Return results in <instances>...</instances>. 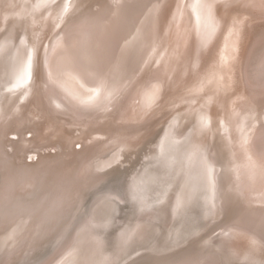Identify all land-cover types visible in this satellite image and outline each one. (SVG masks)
I'll return each instance as SVG.
<instances>
[{
	"label": "rangeland",
	"instance_id": "rangeland-1",
	"mask_svg": "<svg viewBox=\"0 0 264 264\" xmlns=\"http://www.w3.org/2000/svg\"><path fill=\"white\" fill-rule=\"evenodd\" d=\"M110 1L115 2H113L116 4L115 8ZM162 1L0 0V157L2 156L3 165H9L7 173L13 181H16L17 186L14 191L6 195L2 194V188H0V196L2 195L0 197V212L2 211L0 213V264H40L52 256L66 238L67 240L73 238L77 224L88 220V206L94 202V196L97 198L104 191L123 194L126 186L133 180L139 188V193H136L139 196L138 199H142L140 200L142 212L140 211L138 213V215L141 214L140 217L137 215L139 218H136L166 220L169 217L170 205L162 200L160 195L167 179V175L163 172L164 160H166L164 149L162 153L155 149L148 159L146 154L149 153L150 148H153L152 143L158 137L160 130L173 123L175 118L181 122L176 133L182 135L187 129L192 131L196 128L195 131L197 130L196 120L208 122L211 125L209 135H205V131L200 130L196 136L201 135L199 138L202 142H205L207 138L212 142L217 161V174L220 183L224 185L223 191L227 203L216 217L218 220L212 219L211 223L205 227L207 230L202 229L197 237L191 236L186 238L184 243L181 241L182 244L180 242L171 247H163L161 243L172 235L169 231L171 227L165 226L166 228H161V231L157 229L155 232L160 239V242L158 241L162 247L160 250L158 244L151 246L152 248L138 249L126 258L124 264H202L205 260L220 264L221 260L215 255V250L220 242L221 226L233 224L230 226L235 228L234 225L238 223L247 233H243V236L240 235L236 240L240 258L251 259L252 264H264V224L262 225L264 222V154H254L252 145L253 135L264 128L262 125L264 86L253 87L245 79L243 72L249 45L253 39L256 41L257 29L263 27L260 20L264 19V0L209 1L213 10L212 18H209L210 14H208L210 13L208 1L200 0L194 5L192 9L196 19L194 22L199 20L200 15L206 17L208 15L207 21H204L207 23H200L205 25L202 27L205 36L212 33L208 38L206 37V40L208 41L211 37L218 40L219 33H223V37L228 39L227 45L219 52L222 54L225 50L229 56L225 66L229 70V75L222 81H218L220 91L217 94L207 89L193 93L195 82L200 76L203 57L207 54L206 47L210 44L203 40L205 42L202 44L199 42L198 45L197 39H195L197 45L191 54L183 57L186 65L183 69L181 68L182 70H165L163 61H148L145 66L143 63L142 71L141 69L132 71L131 78L124 79L119 89L117 91L113 89L111 95L107 96V101L96 108L76 110L65 107V109L58 102L53 101L50 93L47 92L48 82L45 77L48 56L52 48H55L56 42L62 39L66 32L75 33L77 28L85 27L87 21L100 22L105 16L112 17L111 14L118 16L117 13H122L120 10L123 12L126 10L125 14L119 15L120 21H123L122 16L126 15L127 17H124L126 21L123 22L126 25L130 24L127 25V30L123 27L127 35L124 39L127 38V40H124L122 45V58L124 57L123 61L127 64L131 63L128 66H135L139 55L134 49L138 47L137 44L141 38L144 27L142 24L148 26V20L153 14L152 10L155 8V15L157 11L159 13ZM181 1L182 6L189 13L191 2L197 0ZM138 2L140 3L135 7ZM177 2L178 0H167L165 4H169L174 11ZM127 10L130 13H127ZM217 15L224 17L226 22H217ZM175 17L171 14V21L175 22ZM209 21H212L211 28ZM258 23L261 26L256 25ZM129 28L132 29L131 34ZM224 28L226 34L223 31ZM118 29L122 30V26ZM164 34L167 36L170 34L176 38V34L167 28ZM164 39L159 47L161 50L159 55L162 59L168 55L167 41L166 38ZM261 42L262 49L264 40ZM131 43L136 44L132 46L133 49L130 47ZM217 43L215 42V45ZM115 48L116 45L111 48L112 51ZM213 48H215L214 45L212 50L213 55H216L218 48H215L216 51ZM111 49L110 56L114 53ZM134 51L136 55H133ZM104 53L106 54L105 51ZM124 53L125 56L128 55L125 57ZM129 53L132 54V58ZM29 57H31L30 65ZM219 57L223 58L220 54ZM133 58L135 61L132 60ZM255 65L257 67V64ZM261 66H264V61ZM262 69L260 76L264 79V67ZM12 70L13 72L9 74ZM18 71L20 76L17 79ZM7 73L11 77L7 76ZM156 83L160 86L158 91L149 94L148 89ZM178 86L181 89L177 90ZM189 91L194 96L191 98L194 101L191 108L180 109L181 111L178 109L181 106L179 103H187L186 99L178 102L176 107H174L176 102L171 104L174 94L183 95ZM163 99H165L164 103L168 100L170 103L164 105ZM61 136H64V140L68 139L67 147H64ZM84 138L87 139L86 143L82 142ZM87 145L92 147L88 148ZM85 147L90 151L81 158L80 162H76L75 156L77 157ZM89 152H91L90 155ZM224 159L226 164L228 161L230 174L225 175ZM54 165L59 167L52 174L53 180L50 179V175L48 179H45ZM91 175L92 177L89 178ZM3 181L0 172V185ZM228 192L230 194L227 195ZM28 196L33 198L30 199ZM118 202L119 213L128 214L127 220L119 222L120 227L124 223L132 225L131 222L136 221L135 215L125 210L128 207L123 200ZM8 207L15 209L13 212L17 213H12V209L9 211ZM251 207L254 212L260 213L258 215L255 213L257 217L253 224L245 221H249L246 214ZM143 208L148 211H143ZM177 217L178 215L174 216L176 222L172 223V226L175 225L172 230L185 223V221L182 222L183 217H180V220ZM194 218L198 217L194 216ZM242 219L246 223H243ZM259 220L262 221L258 223ZM247 227L253 231L248 230ZM93 228L95 233L100 232L99 225H94ZM105 238L110 237L107 235ZM256 239L260 241V244ZM253 254L255 260L249 256Z\"/></svg>",
	"mask_w": 264,
	"mask_h": 264
},
{
	"label": "bare ground",
	"instance_id": "bare-ground-1",
	"mask_svg": "<svg viewBox=\"0 0 264 264\" xmlns=\"http://www.w3.org/2000/svg\"><path fill=\"white\" fill-rule=\"evenodd\" d=\"M39 1H42V0H39ZM198 1L200 0L191 2L192 6L191 7L188 6L190 10L189 13L186 12V9L182 6L181 0H178L176 4V9L174 11H172V7L169 6V4H165L167 0H163L160 3V7L162 5L164 6H162L161 8L159 7V13L157 11L156 15H155V8L154 10H152L153 14L150 20H148V26L142 24L144 27L140 35L141 38L139 36L140 40L138 41V44H137L138 47L134 49L138 51V54H137L139 55L137 56L138 61L135 66L131 65L132 68L131 66H128L131 63L128 62L129 64H127L126 62L123 61L124 57L122 58L123 56L122 45H124V40H127V38L124 39L127 35H125V30H123V27L127 30V25H130V24L126 25L123 22V21H126L124 18L126 15L124 17L122 16L123 21H120L119 15L122 13L125 14L126 10H124V12L120 10V12L122 13H119V14L117 13L118 16L113 15V14H111L112 17L105 16L102 18L100 22L98 21L96 22L95 20L87 21L85 23V27H81V28L79 27L75 30L76 34L73 32L71 33L66 32L65 36H63L62 39L58 40V42H56L57 44L55 43L56 44V46H54L55 48H52V51L48 56L47 70H46L47 72H46L45 78H46V81L48 82L47 92L50 93V96L52 97L51 99H53V101L58 102L59 105L64 108L67 107V108L76 109V110H85L88 108L92 109L106 102L107 96L109 97L111 95V93L113 92V89L117 91V89H119V86L123 84L124 79L129 80L131 78L132 71L134 70L138 71L140 69H141L140 71H142L144 69V67H142L143 63L145 66L148 61H153V60H156V62L163 61V66L165 70H168V69H171V71L173 69H177V71L182 70L186 65L185 59L183 57L190 55L195 45H197V43L195 42V39L198 40V45H199L200 43L202 44L203 42L207 41L206 37L208 38L212 34L210 33L209 36L208 35L205 36L204 35L205 32L202 29V27L203 26L205 27V25H202V24L200 25V23H207L204 21H207L208 15L207 17L200 15L199 20L197 22H194L196 19H195L192 9L194 5L196 4V2ZM206 1L213 2V0H204V2ZM113 2L111 3L114 4L115 2L114 3ZM139 3L140 2H138L135 5V7ZM154 3L152 4V7ZM208 4H209L208 11L210 12L208 13L210 14L209 18H212V14H213L212 5L210 2ZM115 5L116 4L113 5L114 8H115ZM117 6L119 8V5ZM121 8L122 7H120V9ZM160 9L162 10L160 11ZM128 10H130V8ZM128 10H127V13H130ZM171 14L176 16L174 18L175 22L171 21L172 20ZM141 17L142 16L140 15V18ZM126 19L128 20V18ZM217 20H218L217 22H220V23L226 22V19L224 17L221 18L220 15L219 16L217 15ZM209 23H210V28H211L212 21H209ZM260 23H262L261 25L263 27H260V29H257L258 31L255 30L258 33V36H256V41L253 39L254 43L253 41H251L249 45L247 58L245 59L244 70H243L245 79L249 81V83L255 88H261L264 86V79L261 78L262 76H260V73L263 70L262 67H264V66H261L263 65V61H264V48L261 49L260 47L262 43L261 41L264 40V19L260 20ZM256 25H259V23ZM120 26H122V30L118 29V27ZM166 28L169 30H172V33L176 34V38L172 37L170 34L168 36L165 35L164 33H165ZM129 30H131L130 31V34H131L132 29L129 28ZM136 30L137 29H135V31ZM202 31L204 32V34ZM223 31L225 32V28ZM218 35H220L218 37V40L215 39L214 37H211L207 41L210 44L208 47H206L205 51H207V54L204 55L203 57L204 61L202 62L203 65L200 70V76L197 78V81L195 82V85L193 87L194 94L203 92L206 89L216 94L219 93L220 89H219L218 81H222L224 78L228 77L229 75V70H227V67H225L227 66L226 61L229 58V56H227L225 50H223L224 52L222 51L223 55L219 52V50H221L223 47L227 45L228 39L227 37H223V33L221 34L219 33ZM133 36H135V34ZM164 38H166V41H167L166 51L168 52V55L166 57H163L162 59L161 55H159L161 51L159 47H161L160 44L163 42ZM215 42L216 43L218 42L217 45H215ZM131 44L132 45H130V47L131 49H133L132 46L135 43H131ZM11 45H12V42H11ZM114 45H116V48L115 50H113L114 51L113 53L111 48L112 47L114 48ZM213 45L215 46L216 49L218 48L216 55H213L214 54V51L212 50ZM12 48L13 46L11 47V49ZM215 48L213 49L215 50ZM110 49L113 53V55L111 56L109 55ZM104 51L106 52V54L104 53ZM136 51H134V53ZM125 53H124V56H125ZM103 54L105 57L102 56ZM219 54L223 58L220 59ZM131 55L132 54H130V56ZM133 55H136V53ZM134 57L136 58V56ZM107 58H108V61H107ZM130 58H132V56ZM135 58H133L132 60H134ZM125 63L127 65H125ZM133 64H135V62H133ZM255 64H257L258 70H256L257 67ZM258 65L260 66V68ZM161 71H163V69H161ZM12 72L13 70L9 72V74H11ZM9 74L7 73V76ZM14 74L16 73L14 72ZM17 74L18 75L16 78L18 79V76H20L19 75L20 72L18 71ZM9 77L11 76L9 75ZM16 78L14 77V79ZM158 86L159 85L156 83V85H153L151 89L149 88L150 89V90L148 89L149 94L153 93L154 91H158L160 87ZM179 89H181V87L178 86L177 90ZM168 93L170 94L171 92H168ZM188 94H190V91L187 94H183V95H181L180 93L174 94V96L171 98V102H172L171 104L173 105V103L176 102L177 104H175L174 106L176 107L178 106V102L184 101L186 99L187 103L185 104L183 102L184 103L183 106H182L183 103L182 104L179 103L181 106L179 105L180 108L178 107L177 108L179 110L180 109L186 110L188 108H191L194 102L191 100V98L194 96L192 94L190 95ZM164 100L165 99H163V103H164ZM169 100L167 101V103H164V105L168 104ZM173 111L174 110H172V112ZM173 120H174L173 123L169 124L168 126L160 130L158 137L155 138V141L152 143L153 148H150L149 153L146 154L147 159H148L152 151H154L155 149L160 150L161 153L163 152V149H164L166 160H164L165 168L163 172L167 175V179H166L165 186L163 187V189L161 188L162 194L160 195H161V199L168 202L169 203L168 205H170L169 217H167L166 220L161 218L163 221H161L160 218L159 219L156 218V216H155L156 219H154L156 221H154L153 218H152L153 221L150 220L149 217L143 218V219L136 218L139 215H141V214L138 215V213H140V211L142 212V208L140 207V202L142 201V199H140L141 201L138 199L139 196L136 193H139V188L136 187L137 183L133 180L131 181V183H129V185L126 186L125 192L123 194L114 193L111 191H107V192L104 191L102 195H99V196L97 195L98 196L97 198L96 196H94L95 197L94 202H92L91 204L89 203L90 206H88L89 207L88 209L89 213L87 215L88 220H83L80 224H77L78 227L75 229V234L73 235V238H71L70 240H67L66 238L64 243L52 254V256H50L49 258L45 260L43 259L44 261L41 262L40 264H124L126 262V258H128L131 255V253H133L134 251L138 249L141 250L146 247H151V246L154 247L158 244V241L160 242V239L157 237V235H155V232H157L156 231L157 229L160 230L161 228L165 226L171 227V230H169L172 232L171 237L167 238L166 241L161 243L163 247L165 246L171 247L172 245L176 243H180L181 241H183L184 243V240L191 236L197 237L198 234H200L201 230L204 229L209 223H211L210 221L212 219L218 217L220 212H222L223 208H225L224 206L226 205L227 200L225 199L226 196H224V193H225L223 191L224 185L220 183V179L217 174L218 173L217 172V161H216V158L213 152L214 147L212 145V142L208 138L207 140H205V142H202L200 141L201 138H199L201 135L199 137L196 136L200 130H204L205 135L206 134L209 135V132L211 130V125L208 122L196 120L197 130L195 131L196 128H194V130L192 131H189L187 129L185 133L182 135L180 133H176V130L178 129L177 127L181 124V122L177 118ZM262 123H263L262 125H264V122ZM262 133H264V128L260 130V132H258L257 134L255 133L256 135L254 134L252 137V145L255 150L254 154H258V153L264 154V135H262ZM63 137L64 136H61L60 139L64 142V145H65L64 147H67L69 144V141H67L68 139L64 140ZM86 140L84 138L82 142L86 143L87 142ZM88 145H87L88 148L92 147ZM62 146H63V143H62ZM87 147L82 149L77 157L72 154L73 156H75L76 162H80L81 158H84L83 156H85V154L88 151H90ZM91 152H89L88 154L90 155ZM1 157H0V172H1V175L4 181L2 185H0V188H2L1 189L2 194L6 195L7 193H11V191H14L17 186L15 183L16 181H13L7 173V169L9 168V165L7 166L3 165L4 162H2L3 159ZM83 163H84V160H83ZM57 165H54V167L51 168V173L49 172L47 177H45V179L46 178L48 179V176L50 175L51 177L50 179L53 180L54 176L52 174L55 171H57L55 169L59 167L61 163L59 166ZM224 165H225L224 166L225 175L226 173L230 174L229 172L230 166H228V161L226 164L225 159H224ZM84 169L85 168H83V170ZM88 173L87 175H89ZM90 177H92V175L89 176V178ZM229 190H232V189H229ZM229 192L227 193V195L230 194ZM28 198L30 197L28 196ZM31 198H33V196ZM118 200H123L126 204V207H128L125 210L128 211L131 215H135L134 217L136 218V221L131 222V224L133 223L132 225L129 226L126 223H124L123 226L120 227L119 222L121 220L123 222L127 220L128 217H126V215L128 214L119 213L120 210L118 206L119 205ZM154 202L156 203L157 200ZM34 206H36V204ZM23 207L26 208L25 206ZM30 207H32V205ZM41 208L42 207H40V209ZM11 209L12 208H10L9 211ZM14 210L12 209V213L16 212V211L13 212ZM144 210L145 208H143V211ZM255 213L256 212H254V210H252V207H251L250 211H248L246 214L247 216L246 218L249 221L247 220L245 221L252 222L253 224L254 223L253 221L256 219L257 215L260 214V213H256L257 214L256 215ZM176 215H178L179 217V218L177 217L178 220H180V217H183L182 222L185 221V223L179 226V228L176 227L174 230H172V227L175 226L174 224L172 226V223L176 222L174 221L175 219L174 216ZM194 216L198 218L196 219L194 218ZM13 217H15V215ZM216 220L218 219L216 218ZM261 221L259 220L258 223ZM242 222H243V219H242ZM246 222H243V223H246ZM263 224L264 222L262 223V225ZM94 225L96 226L99 225L98 230L100 232H97V233L94 232L95 231L94 230L95 228H93ZM230 225H233V224H227V225H224L223 227L221 226L222 229L219 233L220 242L218 245H216V250L214 249L216 251L215 255L219 257L221 260L220 264H252L251 259L250 260L248 258L241 259L239 252L236 248L237 238L240 237V235L243 236V233L247 234L246 231L244 230V228L242 229L241 224L239 223L237 225H234L235 228H233ZM250 227H247L248 230L251 229ZM258 232L260 233V231ZM107 235L110 238L108 239L105 238V236ZM249 240H250V236H249ZM251 241H252V238H251ZM257 241H258L257 243L260 242L259 240ZM161 244H158L159 250H160ZM205 245H204V248H205ZM257 246L259 248L258 244ZM166 250L168 249L166 248ZM246 252L248 253V251ZM259 253H255V254H258L259 256L260 255ZM249 256L251 258H254V254L253 256L252 255H249ZM255 259L256 258H254V260ZM202 264H217V263H214V261L206 262L205 260V263L203 261Z\"/></svg>",
	"mask_w": 264,
	"mask_h": 264
},
{
	"label": "snow or ice",
	"instance_id": "snow-or-ice-1",
	"mask_svg": "<svg viewBox=\"0 0 264 264\" xmlns=\"http://www.w3.org/2000/svg\"><path fill=\"white\" fill-rule=\"evenodd\" d=\"M30 62H31V57H29V65H30Z\"/></svg>",
	"mask_w": 264,
	"mask_h": 264
}]
</instances>
